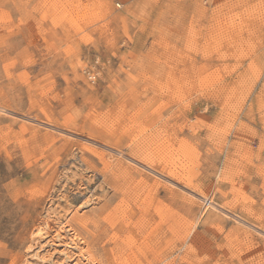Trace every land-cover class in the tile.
Instances as JSON below:
<instances>
[{
  "label": "rangeland",
  "instance_id": "obj_1",
  "mask_svg": "<svg viewBox=\"0 0 264 264\" xmlns=\"http://www.w3.org/2000/svg\"><path fill=\"white\" fill-rule=\"evenodd\" d=\"M128 218L159 264H264V0H0V264Z\"/></svg>",
  "mask_w": 264,
  "mask_h": 264
},
{
  "label": "bare ground",
  "instance_id": "obj_2",
  "mask_svg": "<svg viewBox=\"0 0 264 264\" xmlns=\"http://www.w3.org/2000/svg\"><path fill=\"white\" fill-rule=\"evenodd\" d=\"M155 133V132H154ZM154 135V134H153ZM102 143V142H101ZM104 146V144H103ZM110 147V146H108ZM139 148V147H138ZM109 152V151H108ZM126 156V155H125ZM109 157V156H108ZM113 157V156H112ZM122 157V156H121ZM124 157V156H123ZM127 157V156H126ZM129 158V157H128ZM127 158V159H128ZM109 161L111 160L108 159ZM107 160V161H108ZM130 162V161H129ZM109 163V162H108ZM106 165V164H105ZM111 165V164H110ZM113 166V164L111 165ZM108 167V166H107ZM103 169V168H102ZM106 169V168H105ZM104 171H107L105 170ZM99 171V170H98ZM103 171V170H101ZM116 174H110L109 175V183L116 189L115 186H117L116 182H120L123 179L128 177V173L125 170H121V168H116ZM109 173V172H108ZM141 173V172H140ZM112 176V177H111ZM120 179V180H119ZM147 180V179H146ZM140 185V184H139ZM156 187L157 185L154 184ZM111 187V186H110ZM112 189V188H111ZM119 189V188H118ZM120 190V189H119ZM139 190V189H138ZM137 190V191H138ZM154 190V189H152ZM132 191V190H131ZM134 191V190H133ZM155 193L157 192V189L155 188ZM153 191V192H154ZM116 192V191H115ZM136 193V192H135ZM172 194V193H171ZM175 196V195H174ZM132 197V196H131ZM128 199V198H127ZM175 199V198H174ZM130 200V199H129ZM143 202V201H142ZM87 203V202H86ZM137 205V204H136ZM124 206V205H123ZM145 210V209H144ZM145 215V214H144ZM143 215V216H144ZM141 219V218H140ZM116 220V219H115ZM102 222H104V219H101ZM82 223H85L86 220H82ZM93 229H97L100 227V224L97 222H93ZM107 228L104 229V233L108 229H110L113 225H110ZM144 219H139L133 221L131 219L127 220H120L118 226L119 229L123 230L124 234L121 237H117L118 235L114 234V236H111V239L113 240V246L110 249H106L103 244H101V253L95 256L96 254H93V252L90 250L92 247L94 248V244H87V248L84 249L82 246L85 241H83L77 234L76 231H72L73 235L68 234L69 243H65L64 237L61 235V233H58L56 235V239L62 243L65 246H69L74 250L78 251H84L81 252L83 257L85 258V261H87L88 264H159L160 257H161V251L159 249V246L161 244L158 231L155 230L153 235L149 240H147V232L146 230L149 229L147 225L145 224ZM148 224V223H147ZM61 229H65L64 227H61ZM70 229V228H69ZM68 229V230H69ZM67 230V229H66ZM67 230V231H68ZM135 234H134V232ZM66 231V232H67ZM68 233V232H67ZM160 234V233H159ZM112 235V233H111ZM161 235V234H160ZM110 236V235H109ZM149 236V235H148ZM98 238V237H97ZM108 239V238H107ZM56 240V241H57ZM57 241V242H58ZM110 241V240H109ZM102 242V240H101ZM110 243V242H109ZM100 244V243H99ZM98 244V245H99ZM135 245L134 252H130L129 248L130 246ZM170 248V247H169ZM95 249V248H94ZM86 250V251H85ZM97 250V249H96ZM172 250V249H170ZM59 251V250H58ZM62 253V252H61ZM79 254V253H78ZM63 261L64 264H71L70 262H67L69 260L68 254L65 252L63 253ZM165 256V255H164ZM172 256V255H171ZM39 259V258H38ZM171 260V259H170ZM171 262V261H170ZM169 262V263H170ZM172 263V262H171ZM51 264H62V263H53L51 261Z\"/></svg>",
  "mask_w": 264,
  "mask_h": 264
}]
</instances>
